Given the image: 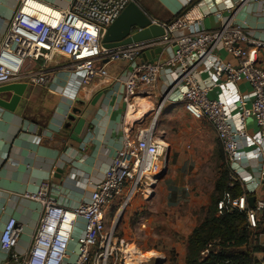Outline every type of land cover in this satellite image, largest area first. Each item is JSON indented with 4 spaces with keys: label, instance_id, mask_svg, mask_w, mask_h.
I'll use <instances>...</instances> for the list:
<instances>
[{
    "label": "built area",
    "instance_id": "2783aa9c",
    "mask_svg": "<svg viewBox=\"0 0 264 264\" xmlns=\"http://www.w3.org/2000/svg\"><path fill=\"white\" fill-rule=\"evenodd\" d=\"M130 4L137 5V0H74L68 10H60L41 0H18L0 46V87L15 83L46 86L49 75L31 71L27 67L29 60H43L46 67L57 57L65 59L64 69L80 80L82 89L95 81H111L109 66L123 62V82L118 77L111 83L122 82L123 101L129 109L135 99L155 98L161 75L178 70L176 81L164 90L160 106L169 101L181 103L195 119L210 124L224 151L231 175L229 185L239 184L244 193L236 198L227 195V209L246 212L251 228L256 229L264 221V198L256 199L255 209L249 208L248 200L264 188V69L258 66L253 52L264 50V40L251 37L243 25L234 22L235 8L229 9L230 18L219 17L218 29L174 40L175 31L189 30L204 18L199 7L190 4L183 16L170 24L150 19L152 25L164 29V36L105 48L102 41L108 28ZM173 42L177 48L167 61L144 59L146 54ZM218 50L233 57L237 65L221 60L216 55ZM199 66L209 76L208 85L199 83ZM242 82L249 84L250 94L240 92L238 85ZM214 89L220 90L219 95L210 98ZM250 119L256 123L258 137L247 132ZM137 133L132 138L125 130L123 147L104 178L93 184L87 201L72 207L59 204L51 197L50 182H42L35 193L25 194L26 199L40 206L41 220L31 248L22 255L14 250L23 227L13 218L7 222L0 237L1 250L10 255L5 264H120L123 259L124 264L132 262L131 255L123 249L125 241L115 237L117 218L107 232L108 217L114 208L118 217L139 194L146 197L153 193L168 149L166 143L155 139L152 127ZM246 158L261 162L259 178L251 183V188L239 173ZM73 243L76 250L70 252ZM259 243L263 247L259 261L264 264V235H260Z\"/></svg>",
    "mask_w": 264,
    "mask_h": 264
},
{
    "label": "crops",
    "instance_id": "0c3cea01",
    "mask_svg": "<svg viewBox=\"0 0 264 264\" xmlns=\"http://www.w3.org/2000/svg\"><path fill=\"white\" fill-rule=\"evenodd\" d=\"M41 1L57 9L68 10L74 0ZM242 2L244 0H137V6L151 20L166 24L174 21L190 4L198 6L204 15L202 22L189 30L175 31L172 34L174 40L191 33L218 29L221 25L219 17L230 18L229 9L235 8L234 22L243 25L251 37L264 40V0ZM241 3L243 5L239 6ZM17 8L18 0H0V46ZM176 48L175 42L166 46L159 55V61H167ZM216 55L225 63L237 65V61L224 50H218ZM253 55L258 66L264 69V50L255 51ZM65 65L66 60L61 57L55 58L46 67L43 60H29L27 67L33 72L45 71L50 82L46 86L28 84L14 113L0 110V237L7 222L16 219L23 227L14 250L19 255L31 248L41 220L40 206L24 195L35 193L42 182H50L51 197L59 204L72 207L87 201L93 184L104 178L117 152L123 147L125 130L135 138L138 130L144 129L148 122L146 116L143 123L136 120L131 123L127 119L129 109L123 101L122 92L125 63L109 66L111 81H95L86 89L81 88L78 78L64 69ZM203 69L202 66L198 67L199 83L208 85L209 76ZM118 77H121V83H111ZM177 77L176 69L164 72L155 99L162 101L166 94L164 90ZM238 88L243 95L252 91L246 82L240 83ZM219 91L214 89L209 94L210 98H217ZM11 96L7 94L5 97L10 99ZM159 108L160 115L164 113V116L158 128L167 135L162 139L168 138L171 127L175 128L170 143L158 139L154 134L156 140L169 145L171 164L191 160L202 162L203 158L211 159L215 147L219 145L222 148L210 124L195 119L183 104L169 101L163 106L159 105ZM70 116H74L75 120H69ZM247 132L250 136L258 137V129L252 119L247 121ZM58 137L65 141H60ZM189 146L193 152L184 154ZM221 148L220 160L225 161ZM203 149H207L208 153ZM197 150L205 154L198 155ZM260 163L258 159L246 158L241 166L240 176L248 182L249 188L259 178ZM60 169L63 170L62 175L57 173ZM166 176L153 187L151 196L139 194L129 204L125 250L132 246L137 253L138 250L153 253L147 259L149 261L141 264H169L167 256L170 252L175 253L176 264H186L189 237L208 215L220 174L209 193L202 191L201 187L192 186L188 176L175 174L171 168ZM253 197L264 198V190H259ZM135 216L136 224H131V218ZM161 227L171 235L169 239L164 237V247L156 249L152 236ZM75 250L76 244L73 243L70 252ZM70 257L71 260L75 258L72 254ZM9 261V253L0 247V264Z\"/></svg>",
    "mask_w": 264,
    "mask_h": 264
},
{
    "label": "trees",
    "instance_id": "16d2710c",
    "mask_svg": "<svg viewBox=\"0 0 264 264\" xmlns=\"http://www.w3.org/2000/svg\"><path fill=\"white\" fill-rule=\"evenodd\" d=\"M182 16L183 12L175 20ZM230 177V171L220 174L208 215L189 237L186 264H262L257 255L263 252L259 239L264 221L253 229L246 212L227 209V195L244 194L239 184L230 187Z\"/></svg>",
    "mask_w": 264,
    "mask_h": 264
},
{
    "label": "rangeland",
    "instance_id": "374dc122",
    "mask_svg": "<svg viewBox=\"0 0 264 264\" xmlns=\"http://www.w3.org/2000/svg\"><path fill=\"white\" fill-rule=\"evenodd\" d=\"M145 101L153 103L155 108L146 115V119H148V122L144 128H149V127L153 128L154 127L153 132L158 139H162V137H167V135H164L158 128L159 121L164 116V113L160 115V108H159V105L161 103L160 98L159 99L152 98V100H145ZM156 112L157 113L159 112V114L157 115ZM146 119H144V117H142V118L136 120V122L143 123ZM173 133H175V128L171 127V129L169 130L168 138H166L164 140L162 139V140L165 141L166 143H168V142L170 143L172 138L174 137ZM168 147H169V145H168ZM220 148L221 147L219 145H218V147H215L214 151L212 152V155L210 156L211 159L203 158L202 162H197V161L191 160V161L171 164L170 158H168L167 153H165L164 160H163V168H164L165 163L167 161L168 166H169L168 167L169 170L167 171L168 172L167 175L170 173V168H171V170H174L175 174L179 173L181 175L188 176L189 177L188 182L192 186H194V187L197 186L199 188L201 187L202 191L209 193V191L212 190V188H214L215 182H216L219 174L224 173L226 171H229L226 162L220 160V153H219ZM203 150L205 151V153H208L207 149H203ZM197 151H198L197 152L198 155L199 154H202V155L205 154L204 152H200L199 150H197ZM190 152H193V148L191 146H189L184 151V154L188 155ZM172 165H173V167H172ZM218 169H220V171ZM158 183L159 182H157L156 184H158ZM141 198L142 197H140V199ZM117 213H118L117 209L114 208L112 210L110 216L108 217L107 232H110V230L112 229L113 222L115 221V219L116 218H117V220L120 219L119 223L116 224L117 227H114L115 232H116L115 237L120 239V240L123 239L125 241V223L127 222V219H129V217H130V205H128L123 210V213L121 212L118 217H117V215H118ZM133 218H131V224H136L137 216H135V218H134L135 221L133 220ZM117 222L118 221H116V223ZM170 235H171V233H169L167 231V229H165L164 227H161L156 232V234L154 236H152V243L155 245L156 249H157V247H161V246L164 247L165 246L164 245V237L169 239ZM123 249H125V244L123 246ZM127 249H128L127 254L131 255V261H132V262L128 261V264H141L142 262L149 261L147 259L149 258V256L153 255V253L148 254L149 251L148 252H139V250H138V253H136V251H134L135 248L132 246H129ZM160 258H164V257H160ZM257 258H258V260H261V254H258ZM167 261H169V264H176L177 259L175 258V253L170 252L167 256ZM109 264H111V262ZM120 264H124V259L122 260V262H120Z\"/></svg>",
    "mask_w": 264,
    "mask_h": 264
},
{
    "label": "water",
    "instance_id": "95a60500",
    "mask_svg": "<svg viewBox=\"0 0 264 264\" xmlns=\"http://www.w3.org/2000/svg\"><path fill=\"white\" fill-rule=\"evenodd\" d=\"M135 30H139L136 33H132ZM165 35V31L163 28L152 25L150 18H148L145 13L136 5L130 4L118 20L108 28L104 38L103 45L107 49L121 47L129 44L139 43L148 41L154 38H159ZM163 52L162 48H158L155 51L146 54L144 56L145 60L157 61L159 59V55ZM153 59V60H151ZM28 84L26 83H15L6 86L0 87V110L7 111L9 113H14L16 111L17 106L19 105ZM7 94H12L10 99H6ZM69 120H75L74 116H70ZM60 141H65V139L58 137ZM169 153V148L167 149V155ZM168 170V162L166 161L165 166L162 172L156 176V183L162 180ZM58 174L62 175L63 170H58ZM264 188L260 189L262 192ZM256 198L251 197L248 200V205L250 209H255ZM118 220L117 224L119 223ZM117 227V225H116ZM158 264H162V262H158Z\"/></svg>",
    "mask_w": 264,
    "mask_h": 264
},
{
    "label": "bare ground",
    "instance_id": "6f19581e",
    "mask_svg": "<svg viewBox=\"0 0 264 264\" xmlns=\"http://www.w3.org/2000/svg\"><path fill=\"white\" fill-rule=\"evenodd\" d=\"M134 103H135V106H131L127 114V119L130 122L134 120H138L142 117H145L149 112H151L154 109L153 103L147 102L142 99H135ZM158 114L159 112L157 113V115Z\"/></svg>",
    "mask_w": 264,
    "mask_h": 264
}]
</instances>
